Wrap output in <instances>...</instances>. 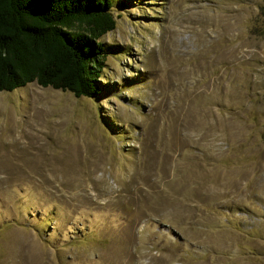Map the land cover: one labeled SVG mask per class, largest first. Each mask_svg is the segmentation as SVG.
<instances>
[{
	"label": "rangeland",
	"instance_id": "374dc122",
	"mask_svg": "<svg viewBox=\"0 0 264 264\" xmlns=\"http://www.w3.org/2000/svg\"><path fill=\"white\" fill-rule=\"evenodd\" d=\"M102 93L0 91V264H264V0H112Z\"/></svg>",
	"mask_w": 264,
	"mask_h": 264
},
{
	"label": "trees",
	"instance_id": "16d2710c",
	"mask_svg": "<svg viewBox=\"0 0 264 264\" xmlns=\"http://www.w3.org/2000/svg\"><path fill=\"white\" fill-rule=\"evenodd\" d=\"M112 7V0H0V91L35 82L99 96L107 57L100 38L116 26Z\"/></svg>",
	"mask_w": 264,
	"mask_h": 264
}]
</instances>
